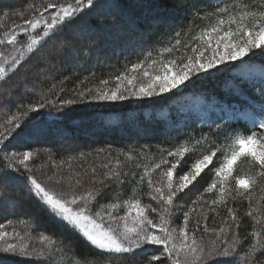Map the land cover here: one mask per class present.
<instances>
[{"label": "trees", "instance_id": "1", "mask_svg": "<svg viewBox=\"0 0 264 264\" xmlns=\"http://www.w3.org/2000/svg\"><path fill=\"white\" fill-rule=\"evenodd\" d=\"M104 2L112 7L93 9L91 13L86 11L83 19H91L93 23L103 22L108 26L89 33L92 36L87 41L80 39L75 44L74 64L60 54L72 51V38L81 35L66 36L70 29L77 32L84 27L79 20L60 27L54 35L36 45L32 53L25 49V63L17 71H10L6 77L0 78V124H4L19 106L26 108L28 104L39 101L41 95L48 93L49 89L56 93L48 94L50 100L74 99L77 91L85 87H100L101 80L125 71L132 63L144 59L149 51L152 52L153 59L157 58L159 49L169 40H173L176 32L181 33L183 44L201 27L213 21L212 17L207 20L196 17V11L203 15L204 12L212 11L230 0ZM245 2L254 4L258 9L264 8V0ZM43 3L46 0H0V39L5 41L4 32L31 18L30 6ZM5 12L8 14L4 15ZM114 17L119 18V21L114 23ZM156 20H162L163 23H155ZM42 28L43 25L25 35L19 34L23 32L16 34H19L21 43L26 45L29 43L28 35H35ZM90 41L95 43L90 45ZM61 43L65 45L63 49L60 48ZM51 46L53 48L48 52L47 49ZM181 52L183 47L173 55L179 56ZM58 55L61 60L57 61ZM165 58H169L168 54H165ZM85 77L88 78L86 81ZM53 85L56 87L53 88ZM195 95L201 97L199 105L191 102ZM243 99V96L238 97L231 90L228 73L224 72L202 79L194 86L182 87L173 94H166L164 98H132L118 102L84 100L67 105L59 111L58 104L56 107L43 109L39 113L31 114L32 123L37 125L36 134L27 141L37 153L32 162L35 166L33 175L50 191L57 195L63 194L67 199H71L73 192L79 195L88 188L100 189L101 194L95 200L81 202L86 214L103 225L106 220H110L109 212L116 217L125 215L127 209L122 202L129 197H138L142 205L151 204L152 207H157V202L148 195L150 189L147 177L142 183H138L144 173L143 166L151 167L162 156L167 157L169 151L187 141L190 151L183 158L176 173L181 175L188 171L194 159L210 151L213 142L225 143V133L217 135L215 125L222 123V116L225 120L229 119L234 109L242 111ZM230 128H245V125L233 122ZM202 134H208L210 139L201 140ZM197 140L201 143L196 144ZM12 143L15 144L16 141ZM126 152H131L136 159L126 160L123 155ZM117 157L122 162L119 168L122 173L120 182L108 180L105 185L94 183L92 168L96 169L95 175L99 180L108 171L102 165L111 161L109 167H113ZM219 157L218 153L215 160L218 161ZM168 159L175 160L174 157ZM167 166H162V169ZM211 167L189 189L179 194L171 227L182 226L184 213L191 209L189 230L199 220L197 237L203 234L205 240H208L213 238L212 229L218 230L225 222L232 224L227 211L232 208L236 212V223L239 225L233 231L238 233L240 242L237 261L231 264H246L249 259L251 264H264V255H253L251 258L246 255L254 240L253 232H258L260 238L264 239V227L248 215L251 211L253 216L264 217V178L259 179L252 187L249 193L251 201L235 195V179L254 176L256 173V169L247 159H241L230 180L235 199L229 197L226 204L211 205V201L216 199V192L205 191L213 179ZM162 169L151 173L154 184L162 179ZM77 173L82 174L80 185L75 183ZM49 177L52 179L49 180ZM0 192L4 193V199L0 200V231L7 232L3 242L17 241L14 244H27L31 253L26 256L0 253L4 264H105L106 257L86 242L82 234L53 218L28 192L23 177L7 187H0ZM118 201L121 207H107ZM150 215L154 216L151 213ZM112 224L116 227L115 223ZM205 224L209 229L206 234ZM41 234L52 236L55 244L49 246L47 242L41 241ZM0 246H3L1 242ZM152 254L154 253L149 252L143 256L138 254L134 260L130 257H114L111 264H139L140 260Z\"/></svg>", "mask_w": 264, "mask_h": 264}, {"label": "snow or ice", "instance_id": "2", "mask_svg": "<svg viewBox=\"0 0 264 264\" xmlns=\"http://www.w3.org/2000/svg\"><path fill=\"white\" fill-rule=\"evenodd\" d=\"M30 7L31 18L23 20L22 24L13 25L4 32V38H7L8 43L16 44L17 32H27L29 27L37 30L41 25L43 28L35 35H28L29 43L22 45L18 55L12 57L10 62L7 57L4 58V62L0 63V78L6 77L10 71H17L25 63V49L32 53L36 45L54 35L60 27L79 20L84 27L78 30L81 33L79 37L72 38V51L76 52L75 44L80 39H87L89 33L108 26L103 22L93 23L91 19H83L85 12L91 13L93 9L112 6L105 4L104 0H46V3ZM194 15L204 20L212 17L213 21L201 27L183 44L181 33L176 32L173 40H169L159 49L157 58L153 59V54L149 51L144 59L132 63L125 71L101 80L100 87H85L75 93L74 99L58 98L56 101L48 99V94L52 93V89H49L48 93L41 95L39 101L28 104L26 108L19 106L4 124H0V187H7L23 177L28 192L53 218L82 234L86 242L106 257L105 264H111L114 257H130L134 260L138 254L143 256L149 252L154 254L147 255L139 264H231L237 261L239 256L240 238L238 233L233 231V228H238L239 225L236 223V212L232 208L227 209L232 224L225 222L218 230L212 229L213 238L208 240H205L203 234L197 237L199 220L189 230L191 209L184 213L183 224L179 228H172L171 221L175 215L179 194L189 189L210 166L214 175L205 191L216 192V199L211 201V205L226 204L229 197L235 199L230 180L236 164L241 159H247L256 169V173L254 176L235 179V195L251 201L249 193L252 187L259 179L264 178V8L258 9L245 0H230L212 11L204 12L203 15L199 11ZM118 21L119 18L114 17L113 22ZM154 22L163 23L162 20ZM3 42V39H0V43ZM94 43L90 41V45ZM64 47V43H61L60 48ZM181 47L183 52L174 56ZM165 54H168L169 58H165ZM224 72L228 73L231 90L238 97H244L241 101L243 110L234 109L227 120L223 116L220 118L222 123L216 124L215 127L217 135L225 133V143L213 142L210 151L194 159L189 170L183 174L177 175L176 170L190 151L187 141L169 151L167 157L162 156L151 167L143 166L144 173L138 183H142L147 177L150 189L148 195L151 200L157 202V207H152L151 204L142 205L138 197H129L122 202L127 209L124 216L116 217L111 212L108 213L109 219L116 227L105 228L92 216L87 215L84 209L74 210L72 207L80 201L95 200L101 194L100 189L88 188L79 195L73 192L71 199H67L63 194L57 195L50 191L33 175L35 166L32 162L37 153L27 143L37 131V125L32 123V113L56 107L57 104L59 111L67 105L84 100L118 102L132 98H164L166 94H173L182 87L194 86L202 79ZM87 79L85 77V81ZM55 87L53 85V88ZM233 122L243 123L245 128H230ZM209 139L208 134H202L201 140ZM12 141L16 143L13 144ZM195 143L200 144L201 141L197 140ZM218 153L220 157L216 161ZM123 155L128 161L136 159L131 152ZM168 157H174L175 160L170 161ZM109 164L102 165L108 171L99 180L95 175L96 169L92 168L94 183L105 185L108 180L120 182L122 173L119 168L122 162L117 157L113 167L110 168ZM164 165L168 166L162 169ZM157 169H162V179L154 184L151 173ZM81 177L82 174L77 173V185L82 183ZM51 179L49 177V180ZM3 199L4 193L0 192V200ZM107 207L117 209L121 207V203H110ZM248 215L264 227V217L253 216L251 211ZM208 231L205 224L204 233ZM252 235L254 240L246 255L249 258L253 255H264V239L260 238L258 232H253ZM6 236L7 232L0 231V241H4ZM39 239L47 242L49 246L55 244L52 236L41 234ZM0 253L20 256L31 254L29 245L6 241L0 246ZM0 264H4L2 259ZM246 264H251V259L246 261Z\"/></svg>", "mask_w": 264, "mask_h": 264}, {"label": "rangeland", "instance_id": "3", "mask_svg": "<svg viewBox=\"0 0 264 264\" xmlns=\"http://www.w3.org/2000/svg\"><path fill=\"white\" fill-rule=\"evenodd\" d=\"M42 26V25H41ZM79 29H82V28H79ZM29 31H33V29H31L30 27L28 28V31L25 33V32H23V33H19V34H21V35H25V34H27V33H29ZM19 34H16L17 35V43L16 44H10V43H8L7 42V38H5V41L1 44V47H0V54H2V55H0V63H3L4 62V58L5 57H7L8 58V60H9V62L11 61V58L12 57H15V56H17L18 55V50L19 49H21V46L23 45L22 43H21V41L18 39V35ZM81 33L77 30V32L76 31H73L72 29H70V31H68L67 33H66V36L67 37H71V36H76V35H80ZM89 36H92L91 34H88V37ZM89 38H87V39H83V40H85V41H87ZM27 43V42H26ZM51 48H53V46H51L50 48H48L47 49V51L49 52V50L51 49ZM61 55V57L62 56H64L65 55V59L67 60V61H69V62H73V64L75 63V59H76V55H75V53L73 52V51H71V50H69V51H66V52H64V54L62 53V54H60ZM61 57L58 55V57H57V61L58 60H61ZM6 66V65H5ZM191 102H194L195 103V105H199L200 103H201V97L199 96V95H195L192 99H191ZM73 207V209L74 210H80V209H83V206H82V202L80 201V202H78L77 203V205H74V206H72ZM96 220V219H95ZM96 222L98 223V224H102L103 225V223L102 222H98V220H96ZM105 228H109V227H111V228H115V226L112 224V221L111 220H106L105 222H104V225H103ZM1 242V244L3 245L4 244V242L3 241H0ZM14 243H17V241L16 242H14Z\"/></svg>", "mask_w": 264, "mask_h": 264}]
</instances>
